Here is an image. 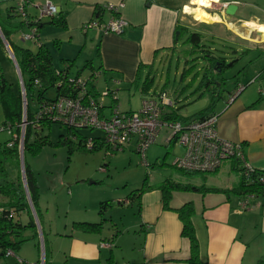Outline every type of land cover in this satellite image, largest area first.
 <instances>
[{"label":"crops","instance_id":"0c3cea01","mask_svg":"<svg viewBox=\"0 0 264 264\" xmlns=\"http://www.w3.org/2000/svg\"><path fill=\"white\" fill-rule=\"evenodd\" d=\"M51 1L60 8L63 14L64 27L49 23L51 18L42 20L44 24L38 30V43L44 45L50 52L54 68L58 71L66 69L69 77L77 74L86 78L91 77L90 80L97 96L106 88L113 90L116 93L117 104L124 111L132 110L120 102L119 97L125 91L129 93L132 89L138 90L143 97L163 89L168 91L166 88L168 78L159 79V87L154 86V81H152L149 87L144 88L142 82L146 76L154 80L158 71L169 66L176 52L181 55L179 51H182L181 56L185 62L192 58L202 60L201 54L204 51H201V48L191 50V44L185 42L191 32L200 33L201 40H203L201 31H198L202 30L200 26L218 25L220 29L222 25H226L231 34L240 41V47L234 49L235 52H240L244 47L264 53V45H247V38L241 34V31L227 26L232 22L238 24V27L246 25L255 32L256 29L264 31V20L233 18L224 15L222 4L235 3L238 5L239 0H222V3H216L218 12L215 15L218 18L212 21H197L194 26L186 23L187 16L183 10V6L190 0ZM107 2L122 3V6L116 12L101 7L97 9L98 6ZM14 4L15 1L12 5ZM114 15L127 21L126 27L119 34H105L96 27L86 29L82 27L88 21L105 23ZM248 21L257 22V24H250ZM178 30L183 32L180 38H178ZM18 32L17 40L12 34V42L36 51L38 45L33 42H30L29 46L22 45L25 41L21 40ZM258 38L260 42H264L262 41L264 38L260 36ZM4 57L11 58L1 39L0 59ZM11 61L15 66L12 58ZM88 62L90 64L86 65ZM204 63H206L205 60ZM261 68L262 70H257L247 80V82H252L251 85L247 88L244 86L229 102L234 88L228 93L226 102L223 105L218 103L219 105L217 104L215 108L218 114L217 134L223 139L241 143L246 161L256 170H264V78H262L264 77V65ZM138 77H140L139 81H137ZM239 84L243 83L238 80L236 86ZM171 97L174 102L173 106L167 107L164 115L172 111L179 115L174 106L176 102H179V97L177 94H172ZM112 103L111 99H104L102 107L104 115L110 114ZM174 145L172 142L167 143V140L165 142V147L169 150ZM234 165L237 167L234 160L226 161L218 170L200 174L199 179L175 181L218 190L172 191L169 209L164 208L162 192L159 188L164 179L168 178L160 177L159 180L147 182L140 198L130 200L131 204L137 203L138 227L143 237L138 249L140 261H136V264H192L188 262L189 240L181 235L182 222L175 211L188 202H191L194 208L192 223L202 260L208 264H264V195L240 196L232 192V187L238 184L241 175ZM37 185L39 190L38 181ZM0 197L1 207L7 199L2 195ZM39 199V216L41 214L42 219L40 210L43 206H39ZM45 210L47 213L49 207L45 206ZM24 211L28 214V218L22 221L21 213H19V221L26 224L32 216L35 222L31 209ZM82 221L98 222L90 219H82ZM35 224V229L26 228L19 231L20 237L25 240L14 250V253L22 262H18L14 256H5L0 249V264H38L40 250L36 251L35 245H40L42 253L43 250L45 251L47 260H44V264H55L53 255L58 252L64 255L65 264H115V253L112 247L116 246V242L112 236L99 238L96 232H87L72 226L69 234L60 235L62 242L60 250H54L53 243L50 241L52 226L49 225L46 231L44 226L41 227L40 222L39 225L36 222ZM54 234H58L57 231ZM100 242H108L112 246L101 247ZM107 251L109 252L108 257H106ZM121 264L131 263L122 261Z\"/></svg>","mask_w":264,"mask_h":264},{"label":"rangeland","instance_id":"374dc122","mask_svg":"<svg viewBox=\"0 0 264 264\" xmlns=\"http://www.w3.org/2000/svg\"><path fill=\"white\" fill-rule=\"evenodd\" d=\"M12 3V1H9L0 5V21L8 28H11V22H6L5 9ZM214 7H216L215 3L212 4L211 8H208L213 10L209 12L207 9V14L211 17L208 21L218 18L215 15L218 11ZM29 11L36 13L32 8ZM186 16V23L189 26H194V23L200 21L190 14L186 13ZM231 17L264 20V0H239L238 10ZM19 20V17H14L12 21ZM231 23H228L227 26L241 31V34L247 38V45H264V42L258 40L259 36L255 31L250 30L246 25L238 27V24ZM248 23L257 24L254 21H248ZM205 27L200 26L202 30H198L201 31L203 37V40H201L202 48L207 50L201 56L210 52L213 56L224 57L228 64L233 59L241 57L239 62H234L222 75L226 79L224 82L221 81L222 84L219 85L223 97L219 104L223 105L227 100L228 93L237 87L238 80L243 83L240 85H244L246 88L252 84L247 80L257 70H262L264 53L256 49L248 50L244 47L240 52H235L234 49L240 47V41L231 34L226 25H222L220 29L218 25ZM17 32L14 33L15 40H17ZM18 34H20V30ZM30 42L25 41V43L20 44L29 46ZM179 53L182 55V51H179ZM181 55L176 52L170 60L169 66L167 65L163 70L158 71L153 81L154 86L159 87V79L168 78L166 82L168 92L171 95L177 94L179 97V102H176L174 106L177 108L179 115L188 117L208 106L210 98L208 91L203 93L201 89H197L206 66L203 57L200 60L202 62L199 61V58H192L185 62ZM242 67L243 70H241ZM196 73H198L197 78L195 77ZM0 74L6 78L13 89L18 88L19 85L21 92L19 75L11 58L4 57L0 59ZM216 84L218 86L219 83L216 82ZM55 93V88L51 87L46 91L45 96L52 98ZM231 93H234V91ZM119 98L121 104L126 108L138 110L143 95L138 90L132 89L129 93H126V91L122 93ZM28 104L31 113H35L39 109L37 100L31 96L28 97ZM3 121V111L0 104V127H2ZM26 127L27 124H25L24 129L20 128L18 134L20 139V144H17L19 151L18 166L13 163L8 167V171L13 178L17 172H20L22 178L25 160L34 172L39 184V206H43L40 210V213H42L40 224L41 227L44 226L46 231L49 225L52 226L50 241L53 243L54 250H60L62 247L60 235L69 234V229L74 226L73 221L84 222L82 219L102 221V228L96 233L99 238L112 236L115 239L116 246L112 247L115 253L114 263L121 264L124 261L125 263L136 264V261H140L138 249L142 244L143 237L140 235L138 227L137 203L131 204L128 199L130 192L141 187L144 179L148 182L159 180L160 177H167L174 181H191L193 178L199 179L200 177V174H185L172 165L175 156L181 155L183 150L177 144L170 150L165 147L166 139L171 136L173 131L171 127L166 125L161 127L154 144H151L152 147L146 153L148 166H145L135 151L134 142L123 149L111 152L107 150L104 144L96 149L75 148L71 153L63 145H45L35 155L30 154L28 151L24 154L23 142ZM65 130V127L59 122H52L49 127L44 126L40 133L41 136L47 135L50 141L55 142L60 138V135L66 133ZM81 131L86 137L103 136V132L98 129H81ZM34 136L33 132L30 136L31 141ZM10 138L11 134L7 129L0 130V143ZM72 141L77 142V140ZM21 149L23 164H21L20 158ZM45 206L49 207L47 213ZM29 208L31 209L30 205ZM20 213V219L25 221L28 214L23 210ZM17 217L19 215H16L15 219ZM35 222L39 225L37 216ZM56 231L58 234H54ZM117 238L119 240H116ZM35 249L36 251L40 250L37 263L44 264V260H47L45 251L43 250L42 253L40 245H35ZM108 253L107 251L106 257H108ZM53 260L55 264H65V257L61 252L53 255Z\"/></svg>","mask_w":264,"mask_h":264},{"label":"trees","instance_id":"16d2710c","mask_svg":"<svg viewBox=\"0 0 264 264\" xmlns=\"http://www.w3.org/2000/svg\"><path fill=\"white\" fill-rule=\"evenodd\" d=\"M16 0H0V5ZM14 5H10L5 9V15L7 17V23L11 22V28L3 25L0 21V32L6 44L11 48L13 57L17 63L19 68V72L22 77V81L24 84L25 90V98H26V121L28 122L27 127L25 128V136L23 142V153L25 154L28 151L30 154L38 153L43 146L45 145H63L67 147L69 153H71L75 148L84 149L85 141L88 137H86L81 129L71 128L68 126L65 127L66 133L60 135V138L52 142L48 139V136H41L40 131L44 128V126H50L52 123L47 118H42L41 120L38 117V120L35 118V114L38 113V110L35 113H31L29 110L28 97L31 96L37 100V103L40 104L43 102H51L60 96L66 97H75L76 90L73 87L71 80L67 75L66 69L64 70H56L53 65L52 56L48 49L37 43L38 48L36 51H32L29 48L18 46L14 44L11 40L12 34L24 28V22L12 21L14 19V15L12 14V10ZM97 9H100L98 6ZM10 20V21H8ZM51 24H56L64 27V16L60 12L58 16L51 18L49 21ZM44 23L42 21L37 23V28L39 30L40 27L43 26ZM179 35L178 38L182 37L183 32L178 30ZM1 40V39H0ZM185 42L191 44V50L201 48V51L207 52V50L203 49V45L201 42V34L198 32H191L185 39ZM209 54H203L202 57L206 61L205 70L202 74V77L199 80V84L197 89H201L203 93L206 91L209 92L210 102L208 106L199 110L198 112L188 116L182 117L178 115L176 112L172 111L168 114L165 113L163 116L164 120L167 121H180L182 123L188 122L194 119H203L212 114H217L215 112L216 105L223 98L219 85L224 82L226 79L224 76L225 70L233 65V63H237L239 58L233 59L231 63L225 60L224 57L221 56H213L210 52ZM195 59V58H194ZM88 62L86 65H89ZM243 70V67L241 68ZM80 75H75L77 77ZM139 76V75H138ZM198 73H196V78ZM91 77L87 78V91L88 93L95 99H98L97 94L94 91V85L90 80ZM140 77L137 78L139 81ZM37 81V83H35ZM152 78H146L142 82V87L147 88L152 83ZM222 81V82H221ZM218 82V86L216 84ZM243 87L244 85H238L234 93L239 89V87ZM55 88V96L50 98L46 97V91L51 88ZM202 95V94H201ZM262 97V96H260ZM0 104L2 106L3 111V125L10 126V130L12 134H16L18 136L20 132V124L22 122V116L24 112L23 103H22V95L20 92V88L13 89L11 85L8 83L6 78L0 74ZM33 125H38L39 128H33ZM34 132L35 136L33 140H30L31 134ZM94 140V146L92 149H96L101 147L104 143L101 140L102 137H92ZM72 140H77L74 143ZM12 141V146H7V143ZM18 139H7L5 142L0 143V195L4 196L7 201L1 207L3 208L0 214V249L2 253L6 249H12L13 251L25 240V238L20 237L19 231H22L26 228H36V224L34 222L33 217L29 218V221L26 224H22L18 217L15 219L16 215L23 210L29 211V204L26 196V192L24 189L23 181L20 175V172L16 173L14 178L10 176L8 167L11 164L15 163L18 166L19 163V151H18ZM86 148V147H85ZM235 167V165H234ZM238 171H240V180L237 185L232 187V192L242 196L247 194L252 195H264V181H260L261 177H264V170H255L245 176L242 173L241 168L235 167ZM183 171L185 174H204L200 172L193 171ZM24 178H25V186L28 192L29 199L32 203L35 214L40 222L39 209H38V198H39V190L36 181V176L32 171L29 164L24 160ZM147 185L146 179L142 181L141 187L134 189L130 192L128 199H138L140 198L142 192L145 190ZM159 188L162 192L163 205L165 209H169V201L171 199L172 191H216L217 188L203 187V186H195L192 184H184L180 182H175L172 179H164V181L159 185ZM103 205V204H102ZM182 222L181 235L186 237L189 240L190 244V256L188 258V262L192 264H208L206 261L200 258L199 254V243L196 237V233L194 230V226L192 223V216L194 214V208L191 202L185 203L180 208L175 210ZM74 227L79 228L83 231L87 232H99L102 228L103 222H74ZM41 236L43 234L41 232ZM44 263V262H43Z\"/></svg>","mask_w":264,"mask_h":264},{"label":"built area","instance_id":"2783aa9c","mask_svg":"<svg viewBox=\"0 0 264 264\" xmlns=\"http://www.w3.org/2000/svg\"><path fill=\"white\" fill-rule=\"evenodd\" d=\"M218 2H222V0H218ZM222 5L225 8L226 4L223 3ZM120 6L122 3L107 2L99 7L116 12ZM31 8L36 13L31 14L29 12ZM59 13L60 8L51 0H16L12 10V14L24 22V29L20 30L21 40L31 41L35 44L39 42L37 23L46 18H53ZM126 25L125 19L114 15L105 23L88 21L82 27L83 29L96 27L105 34H119ZM4 44L7 46L6 42ZM69 79L76 90V96H60L54 101L41 103L38 113L35 114L36 120L38 117L40 120L47 118L51 122H59L61 125L71 128L101 130L103 132L101 140L110 152L123 149L134 142V149L145 166H148L147 149L155 142L161 127L166 125L173 130L171 136L166 139L167 143L172 142L183 148V153L175 156L172 162L176 169L210 173L218 170L226 161L234 160L245 176L256 170L246 161L241 143L223 139L217 134L218 114L185 123L177 120H164V111L167 107H172L174 103L170 93L164 89L155 94L144 96L138 110L124 111L117 104L116 93L113 90L106 88L101 91L98 99H95L87 91L86 77L77 76ZM242 89V86L239 87L235 94L230 97L229 102ZM21 95L24 112L20 128L24 129L25 124H28L25 114L26 102L23 101V96H25L24 84L21 88ZM105 98H109L113 102L109 115H104L102 112ZM33 128L38 129L39 126L33 125ZM4 129H7L11 134V140L18 139L20 141L16 134H12L9 125L0 127V130ZM12 144L13 142L9 141L7 146L10 147ZM94 144L92 137H88L85 141L87 149H92ZM260 181H264V177H261ZM241 206H245V204H241ZM2 210L3 208L0 207V214ZM100 246L110 247L112 244L100 242ZM4 255L14 256L18 262H22L12 249H6Z\"/></svg>","mask_w":264,"mask_h":264},{"label":"bare ground","instance_id":"6f19581e","mask_svg":"<svg viewBox=\"0 0 264 264\" xmlns=\"http://www.w3.org/2000/svg\"><path fill=\"white\" fill-rule=\"evenodd\" d=\"M218 0H190L189 3L183 6L185 13L192 15L200 21H208L211 17L207 14V9L212 7V4ZM256 33L261 38H264V31L256 29ZM264 41V40H262Z\"/></svg>","mask_w":264,"mask_h":264},{"label":"water","instance_id":"95a60500","mask_svg":"<svg viewBox=\"0 0 264 264\" xmlns=\"http://www.w3.org/2000/svg\"><path fill=\"white\" fill-rule=\"evenodd\" d=\"M237 9H238V5H237V4H235V3H229V4H226L223 13H224V15H226L227 17H231V16H233V15L236 13V10H237ZM0 37L3 38L1 32H0ZM3 40H4V39H3ZM4 43H5V41H4ZM6 47H7V50H8V52H9V54H10V57L12 58V60H13V62H14V64H15V67H16V70H17V73H18V75H19V79H20V87L22 88V86H23V81H22L21 74H20V72H19V68H18V66H17V63H16L14 57H13V54H12V51H11L10 47H9L8 45H7ZM23 97H24L23 101L26 102V98H25V96H23ZM20 152H21V155H20V158H21V164H23V161H22V149H21ZM23 172H24V170H23ZM22 181H23V184H24V189H25V192H26V196H27L28 203H29V205L31 206V209H32L33 215L35 216V219H36V214H35V211H34V209H33L32 203H31V201H30V199H29L28 192H27V189H26V186H25L24 173H23V176H22Z\"/></svg>","mask_w":264,"mask_h":264},{"label":"flooded vegetation","instance_id":"af4514ba","mask_svg":"<svg viewBox=\"0 0 264 264\" xmlns=\"http://www.w3.org/2000/svg\"><path fill=\"white\" fill-rule=\"evenodd\" d=\"M215 9H216V7H214ZM209 10V12H210V10H213V9H208Z\"/></svg>","mask_w":264,"mask_h":264},{"label":"clouds","instance_id":"9594fccd","mask_svg":"<svg viewBox=\"0 0 264 264\" xmlns=\"http://www.w3.org/2000/svg\"><path fill=\"white\" fill-rule=\"evenodd\" d=\"M222 3V2H221ZM216 4V3H215ZM2 39V38H1ZM3 41V40H2ZM4 42V41H3Z\"/></svg>","mask_w":264,"mask_h":264}]
</instances>
